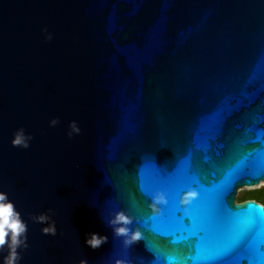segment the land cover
<instances>
[{
    "label": "water",
    "instance_id": "water-1",
    "mask_svg": "<svg viewBox=\"0 0 264 264\" xmlns=\"http://www.w3.org/2000/svg\"><path fill=\"white\" fill-rule=\"evenodd\" d=\"M19 128L27 148L11 143ZM262 180L264 0H0V191L26 225L18 264H198L177 227L190 188L204 254L251 221L258 260L264 205L237 192ZM120 210L142 233L127 248L107 224ZM90 232L106 242L88 247Z\"/></svg>",
    "mask_w": 264,
    "mask_h": 264
},
{
    "label": "clouds",
    "instance_id": "clouds-1",
    "mask_svg": "<svg viewBox=\"0 0 264 264\" xmlns=\"http://www.w3.org/2000/svg\"><path fill=\"white\" fill-rule=\"evenodd\" d=\"M43 33V39L49 41L52 39V34L48 32L46 27L41 28ZM58 123L57 118L53 117L48 121L49 127H53ZM67 136L71 137L73 134H79V126L75 121H70L68 125ZM31 135L26 134L23 128L17 129L13 133V139L11 143L13 146H19L27 148ZM198 196V192L195 189H187L183 192L179 198V205L185 209L186 206ZM152 203L149 205L153 215H157L160 211L159 206L166 204V198L162 193H156L152 197ZM37 223L44 225L41 231L45 235H55L56 228L55 222L51 220L50 216L46 213H39L33 217ZM132 218L128 216L123 210L115 212L107 219V224L111 228L112 233L116 237L121 238L123 247L127 248L129 245L142 239V233L138 229L130 228L132 224ZM10 233L9 240H5V236ZM26 225L19 218V214L14 211L12 203L7 199V194L0 191V247H3L6 243L9 247V253L4 258L3 264H18L19 254L16 249L18 247L27 248ZM107 237L96 232L87 233L84 243L90 248H98L101 244L106 242ZM78 264H87V261L81 259ZM112 264H131L130 261L125 259L115 258Z\"/></svg>",
    "mask_w": 264,
    "mask_h": 264
},
{
    "label": "snow or ice",
    "instance_id": "snow-or-ice-1",
    "mask_svg": "<svg viewBox=\"0 0 264 264\" xmlns=\"http://www.w3.org/2000/svg\"><path fill=\"white\" fill-rule=\"evenodd\" d=\"M245 183H249V182H245ZM244 205H247V204L239 205L237 206V208L244 206ZM259 208L264 210V206H260ZM251 224L252 222L248 221V226L246 228L241 229L239 233L237 234V236L234 239H232L231 242L226 247H224L223 249H221L215 254L205 255L204 254L205 249L203 248L201 244L198 231L195 230L194 223L190 222V220L188 219V212L186 208V211L184 209L183 218H179V223L177 225L178 228L185 229L187 232L182 242V251L184 254L189 255V256L191 255L201 256V259L198 262V264H229V262L224 261L221 258L222 255H225V254L239 255L241 259L247 261V264H264V241H261V258L258 260L249 258L255 250L253 248L254 237H253V229H252Z\"/></svg>",
    "mask_w": 264,
    "mask_h": 264
},
{
    "label": "rangeland",
    "instance_id": "rangeland-1",
    "mask_svg": "<svg viewBox=\"0 0 264 264\" xmlns=\"http://www.w3.org/2000/svg\"><path fill=\"white\" fill-rule=\"evenodd\" d=\"M248 187L251 186H244V187H239L238 192H237V200H240L241 197H243L247 192L252 191L250 194L251 196L255 197L257 200L262 202L261 204L264 205V184L261 182L252 186L254 187L253 189H249ZM259 189V190H256ZM255 190V191H253Z\"/></svg>",
    "mask_w": 264,
    "mask_h": 264
},
{
    "label": "trees",
    "instance_id": "trees-1",
    "mask_svg": "<svg viewBox=\"0 0 264 264\" xmlns=\"http://www.w3.org/2000/svg\"><path fill=\"white\" fill-rule=\"evenodd\" d=\"M256 190H259V189H256ZM253 191H255V190H253ZM251 192L252 191L247 192L243 197L240 198V201L245 200V199H256L255 197L251 196V194H250ZM257 201L260 202L259 200H257ZM260 203H262V202H260Z\"/></svg>",
    "mask_w": 264,
    "mask_h": 264
},
{
    "label": "bare ground",
    "instance_id": "bare-ground-1",
    "mask_svg": "<svg viewBox=\"0 0 264 264\" xmlns=\"http://www.w3.org/2000/svg\"><path fill=\"white\" fill-rule=\"evenodd\" d=\"M262 184H264V180H262V181H260ZM242 187H244V186H242ZM249 189H253L254 187H248Z\"/></svg>",
    "mask_w": 264,
    "mask_h": 264
}]
</instances>
